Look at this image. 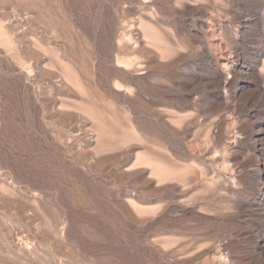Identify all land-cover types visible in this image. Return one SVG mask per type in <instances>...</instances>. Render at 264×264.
<instances>
[{"label": "rangeland", "instance_id": "rangeland-1", "mask_svg": "<svg viewBox=\"0 0 264 264\" xmlns=\"http://www.w3.org/2000/svg\"><path fill=\"white\" fill-rule=\"evenodd\" d=\"M0 264H264V0H0Z\"/></svg>", "mask_w": 264, "mask_h": 264}]
</instances>
